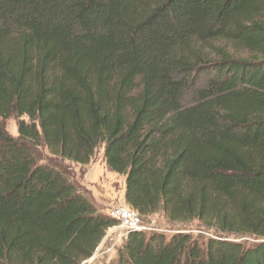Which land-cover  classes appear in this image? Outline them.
I'll return each instance as SVG.
<instances>
[{"label": "trees", "instance_id": "trees-1", "mask_svg": "<svg viewBox=\"0 0 264 264\" xmlns=\"http://www.w3.org/2000/svg\"><path fill=\"white\" fill-rule=\"evenodd\" d=\"M0 119V264L92 257L117 223L64 163L101 147L141 218L216 234L110 264H264V0H0Z\"/></svg>", "mask_w": 264, "mask_h": 264}, {"label": "rangeland", "instance_id": "rangeland-1", "mask_svg": "<svg viewBox=\"0 0 264 264\" xmlns=\"http://www.w3.org/2000/svg\"><path fill=\"white\" fill-rule=\"evenodd\" d=\"M22 119L28 120V118H26V117H23ZM18 121H19V119H17L16 117H11L4 122L6 130L15 138H17L19 135L18 134ZM103 149L104 148L101 147L98 150V152L96 153L95 158L93 159V161L97 164H102L104 162V158H103V152L104 151H103ZM38 153L40 154V161L39 162L41 164H46L48 161L55 159L50 154L49 150L46 147L39 148ZM64 165L66 167H70L71 175H72L74 181L78 183L77 180H79V177H82V175L79 176V172L72 170L70 164H68V163L66 164V162H65ZM82 174H84V173L82 172ZM105 174L107 176L106 178L108 180L110 179L109 181L113 182L114 189L116 191V194L114 193L115 195H114V199L112 201V203H113L112 207H115L117 205H126V203H124L120 199V191L122 190V188L124 187L125 182H126L125 177L114 174V173L110 172L109 169H108V173H107V171H105ZM78 185L83 190V193L88 198H90L89 193L86 191V189L84 187H82L79 183H78ZM112 207H110V206L105 207L104 213L108 214L109 210ZM142 222H143L144 227L146 228V230L144 231L146 234H151L154 232H160V233L166 235L167 237H170L177 232H186V233H189L201 245H205L208 238L214 237L216 235L213 231H211L207 228H204L197 221L189 222L187 224L172 223V222L167 220L165 214L162 211H158L155 214L149 216L148 218L142 217ZM119 234H120V232L117 233V235H119ZM225 237H227V236H225ZM229 238H231L232 240H237V241H241V242H245V243L252 242V239H250V238H242V237H238V238L229 237ZM121 244L122 243H118L117 249H119ZM115 256H117V251L112 252L109 255V257L106 256L105 258L100 260V262H98V264H110V263L114 262L113 258Z\"/></svg>", "mask_w": 264, "mask_h": 264}, {"label": "built area", "instance_id": "built-area-1", "mask_svg": "<svg viewBox=\"0 0 264 264\" xmlns=\"http://www.w3.org/2000/svg\"><path fill=\"white\" fill-rule=\"evenodd\" d=\"M108 215L116 220V226L107 231L106 236L96 248L92 257L84 260L81 264H98L100 260L117 251L118 243H124L130 232L145 231L140 214L127 205L112 207ZM120 232L119 235L117 233ZM121 244V245H122Z\"/></svg>", "mask_w": 264, "mask_h": 264}, {"label": "crops", "instance_id": "crops-1", "mask_svg": "<svg viewBox=\"0 0 264 264\" xmlns=\"http://www.w3.org/2000/svg\"><path fill=\"white\" fill-rule=\"evenodd\" d=\"M73 167L74 171L79 172V176L82 175V177H79V180H77L78 183L86 189V191L89 193L90 199L102 210V212H105V207H112V201L116 191L114 189L113 182L106 178L107 176L105 171L108 173L106 164L104 162L102 164H97L92 160V162L87 166L74 164ZM82 172L84 174H82ZM125 194L126 182L120 191V199L124 203ZM113 259L116 260L117 256H115Z\"/></svg>", "mask_w": 264, "mask_h": 264}]
</instances>
